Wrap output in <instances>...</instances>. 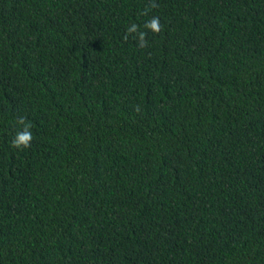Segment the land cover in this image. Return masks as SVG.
Instances as JSON below:
<instances>
[{
  "label": "trees",
  "instance_id": "trees-1",
  "mask_svg": "<svg viewBox=\"0 0 264 264\" xmlns=\"http://www.w3.org/2000/svg\"><path fill=\"white\" fill-rule=\"evenodd\" d=\"M0 264H264V0H0Z\"/></svg>",
  "mask_w": 264,
  "mask_h": 264
},
{
  "label": "clouds",
  "instance_id": "clouds-1",
  "mask_svg": "<svg viewBox=\"0 0 264 264\" xmlns=\"http://www.w3.org/2000/svg\"><path fill=\"white\" fill-rule=\"evenodd\" d=\"M161 25L158 17H152L148 21L145 22L144 28L150 30L152 33L156 34L161 31ZM138 25L133 24L130 28L127 29L128 33L138 32ZM139 40L141 41L140 47L147 46V41L145 39L146 33L143 31L138 32ZM127 38V37H125ZM19 125H23V130L17 132L14 135V138L11 141V146L18 150H23L29 148L31 146V141L33 139V135L31 132V124L26 123L23 117L17 120Z\"/></svg>",
  "mask_w": 264,
  "mask_h": 264
}]
</instances>
